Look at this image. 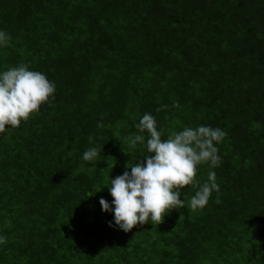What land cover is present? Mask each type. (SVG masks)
<instances>
[{
    "label": "trees",
    "instance_id": "1",
    "mask_svg": "<svg viewBox=\"0 0 264 264\" xmlns=\"http://www.w3.org/2000/svg\"><path fill=\"white\" fill-rule=\"evenodd\" d=\"M0 28V70L26 63L56 84L0 135V264H264V0H0ZM145 112L163 138L227 133L220 191L193 211L185 186L186 207L124 232L99 200L149 155L128 139Z\"/></svg>",
    "mask_w": 264,
    "mask_h": 264
},
{
    "label": "clouds",
    "instance_id": "2",
    "mask_svg": "<svg viewBox=\"0 0 264 264\" xmlns=\"http://www.w3.org/2000/svg\"><path fill=\"white\" fill-rule=\"evenodd\" d=\"M11 39L0 28V48L8 46ZM55 91L54 81L26 63L0 70V135H6L9 129L19 127L22 121L37 114L42 104L54 98ZM135 129L128 137L130 148L140 144L149 155L131 166L127 163L125 171L105 185L113 199L109 202L101 197L99 204L102 211L114 213L109 227L128 232L138 224L158 225L172 209L186 207L185 198L180 199L185 186L195 190L187 202V208L193 211L204 208L213 191L219 193L214 169L222 163L217 145L227 135L223 129L205 124L184 126L163 138L164 128L158 127L156 117L149 112L140 117ZM102 148L96 145L87 148L82 153L83 161L95 163ZM203 164L209 170L207 179L201 183L196 177L198 167ZM7 242V236L0 232V246Z\"/></svg>",
    "mask_w": 264,
    "mask_h": 264
}]
</instances>
